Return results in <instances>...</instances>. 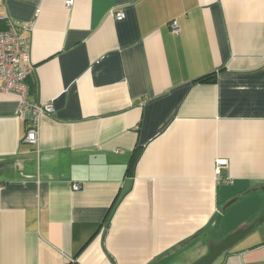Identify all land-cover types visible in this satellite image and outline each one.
I'll return each instance as SVG.
<instances>
[{"label": "crops", "instance_id": "0c3cea01", "mask_svg": "<svg viewBox=\"0 0 264 264\" xmlns=\"http://www.w3.org/2000/svg\"><path fill=\"white\" fill-rule=\"evenodd\" d=\"M30 23L0 264H194L252 224L212 264H264V0H0V31Z\"/></svg>", "mask_w": 264, "mask_h": 264}, {"label": "built area", "instance_id": "2783aa9c", "mask_svg": "<svg viewBox=\"0 0 264 264\" xmlns=\"http://www.w3.org/2000/svg\"><path fill=\"white\" fill-rule=\"evenodd\" d=\"M69 6L72 0H66ZM115 20L120 21L124 18L122 12L112 13ZM33 24H25L20 27L9 24L8 29L0 31V92L14 93L20 96L22 105H24L27 94L26 79L32 73L30 56L28 49V40L21 36L22 32H31ZM170 30L173 34L180 32L175 22L170 23ZM50 106L35 108L34 113L37 115L51 113ZM36 120L32 122L31 128L27 131L25 141L34 145L37 142V131L35 128ZM225 159H218L215 162L214 172L219 176L220 168L226 165ZM74 190L79 189V185H73Z\"/></svg>", "mask_w": 264, "mask_h": 264}, {"label": "water", "instance_id": "95a60500", "mask_svg": "<svg viewBox=\"0 0 264 264\" xmlns=\"http://www.w3.org/2000/svg\"><path fill=\"white\" fill-rule=\"evenodd\" d=\"M253 227L254 224L245 229L238 230L228 235L217 245H212L209 247L208 253L194 264H212L227 248L241 240Z\"/></svg>", "mask_w": 264, "mask_h": 264}, {"label": "trees", "instance_id": "16d2710c", "mask_svg": "<svg viewBox=\"0 0 264 264\" xmlns=\"http://www.w3.org/2000/svg\"><path fill=\"white\" fill-rule=\"evenodd\" d=\"M215 77H216L215 73H210V74H207V75H204V76L197 78L194 82H196V83H213L215 81ZM27 79H26V81H27Z\"/></svg>", "mask_w": 264, "mask_h": 264}, {"label": "rangeland", "instance_id": "374dc122", "mask_svg": "<svg viewBox=\"0 0 264 264\" xmlns=\"http://www.w3.org/2000/svg\"><path fill=\"white\" fill-rule=\"evenodd\" d=\"M204 256H205V255H204ZM204 256H203V257H204ZM203 257H202V258H203ZM199 260H200V259H199Z\"/></svg>", "mask_w": 264, "mask_h": 264}]
</instances>
